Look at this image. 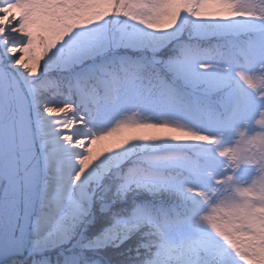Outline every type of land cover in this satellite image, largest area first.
Masks as SVG:
<instances>
[{"label":"snow or ice","instance_id":"obj_1","mask_svg":"<svg viewBox=\"0 0 264 264\" xmlns=\"http://www.w3.org/2000/svg\"><path fill=\"white\" fill-rule=\"evenodd\" d=\"M0 264H264V0H0Z\"/></svg>","mask_w":264,"mask_h":264}]
</instances>
